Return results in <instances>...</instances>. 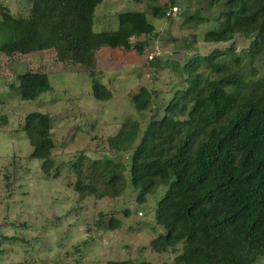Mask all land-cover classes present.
Here are the masks:
<instances>
[{
	"label": "trees",
	"instance_id": "1",
	"mask_svg": "<svg viewBox=\"0 0 264 264\" xmlns=\"http://www.w3.org/2000/svg\"><path fill=\"white\" fill-rule=\"evenodd\" d=\"M28 1L26 17L0 4V52L54 49L62 61L90 64L101 47L128 48L133 38L157 37L150 14L158 19L177 16H167L176 0L164 5L159 0H134L152 4L151 13L125 12L119 15L118 29L97 32L96 10L105 0ZM206 1L216 14L193 13L187 22H211L215 27L203 41L231 45L210 54L193 49L184 64H163L157 58L152 64L157 71L170 68L182 81L163 115L155 114L138 143L139 125L125 124L109 138L113 155L79 157L72 186L80 198L100 200L119 198L130 183L140 190L139 204L159 188H167L156 209L157 225L165 232L151 241L154 252L182 244L186 249L176 264H255L264 257V0ZM237 38L249 40V46L239 51L233 43ZM189 39L182 42L188 44ZM18 80L17 91L24 101H37L52 90L46 73H26ZM92 91L99 101L112 98L96 79ZM157 95L146 86L131 92L140 112L151 109ZM52 130L47 113L33 112L25 119L24 131L33 147L30 158L42 162L45 177L59 178ZM119 225L112 218L103 227L114 230Z\"/></svg>",
	"mask_w": 264,
	"mask_h": 264
},
{
	"label": "rangeland",
	"instance_id": "2",
	"mask_svg": "<svg viewBox=\"0 0 264 264\" xmlns=\"http://www.w3.org/2000/svg\"><path fill=\"white\" fill-rule=\"evenodd\" d=\"M167 3L170 0L158 2ZM0 4L23 17L31 8L28 0H0ZM150 5L105 0L96 10L95 31L116 30L120 14L142 10L151 13ZM176 6L181 13L172 19L148 16L157 37L133 38L128 48L101 47L90 64L62 61L54 49L26 54L0 52V264H108L124 260L176 264L177 256L183 254L186 245L164 253L154 252L150 246L165 232L157 225L156 209L167 188H159L145 204H139L140 190L130 183L119 198L100 200L82 199L72 186L79 157L113 155L109 138L125 124L139 125L138 143L155 114L161 111L163 115L172 91L182 81L170 68L157 71L152 66L157 58L163 64H184L193 49L210 54L219 46L231 45L203 41L204 34L215 27L211 22H187L193 13L204 17L216 14L206 0H176ZM187 37L189 43L185 44L182 39ZM233 43L241 51L250 41L237 38ZM26 73L48 74L52 90L37 101L22 100L17 91L18 77ZM93 79L111 91V99L99 101L93 97ZM142 86L158 95L151 109L140 112L131 92H138ZM33 112L52 118L53 158L59 178L45 177L42 162L30 158L33 147L24 125ZM121 156L126 158V154ZM127 210L131 216L126 215ZM112 218L120 225L114 230L103 227ZM255 264H264V257Z\"/></svg>",
	"mask_w": 264,
	"mask_h": 264
},
{
	"label": "built area",
	"instance_id": "3",
	"mask_svg": "<svg viewBox=\"0 0 264 264\" xmlns=\"http://www.w3.org/2000/svg\"><path fill=\"white\" fill-rule=\"evenodd\" d=\"M180 8L178 6H175L173 8H171L168 12H167V16H176L180 13Z\"/></svg>",
	"mask_w": 264,
	"mask_h": 264
}]
</instances>
